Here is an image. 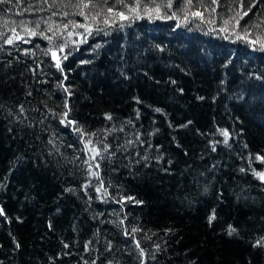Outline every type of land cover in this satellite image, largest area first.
Instances as JSON below:
<instances>
[{
    "label": "trees",
    "instance_id": "1",
    "mask_svg": "<svg viewBox=\"0 0 264 264\" xmlns=\"http://www.w3.org/2000/svg\"><path fill=\"white\" fill-rule=\"evenodd\" d=\"M76 2L0 3V264H264V0Z\"/></svg>",
    "mask_w": 264,
    "mask_h": 264
},
{
    "label": "snow or ice",
    "instance_id": "2",
    "mask_svg": "<svg viewBox=\"0 0 264 264\" xmlns=\"http://www.w3.org/2000/svg\"><path fill=\"white\" fill-rule=\"evenodd\" d=\"M5 2H8V0H0V3H5ZM15 2L18 4V3H19V0H15ZM44 2H47V0H44ZM54 2H55V0H54ZM190 2H191V0H189V3H190ZM216 2H217V0H213V3H216ZM75 6L81 9V11H80L78 14H79V15H84L83 9H86V8L89 7V2H85V0H78V3H77ZM92 6L94 7L95 5H92ZM157 11H158V9H157ZM213 11H215V9H213ZM108 12L111 13V12H112V9L109 8V9H108ZM99 14H100V13H96V15H99ZM116 15H121V14H120V13H116ZM194 15H199V13H194ZM237 15L239 16V14H237ZM244 15H247V13L245 12ZM242 18H243L242 16H239V19H236V26H237V27L240 26V25H239V20L242 19ZM93 19H95V16H93ZM69 23H72L73 26H75V27H86L85 25H77V24H75V22H72V21H70ZM105 23L107 24L108 21L105 20ZM225 23H228V22L225 21ZM67 26H68V25H65L64 27L67 28ZM258 26H259V25H257V27H258ZM38 27H39V23H37V28H38ZM13 31H14V30H13ZM26 31L28 32V35H30V36H36V35L38 34L36 31H30V30H27V29H26ZM48 31H52L51 27L48 29ZM223 31H228V29L225 28V29H223ZM245 34H247V33H245ZM2 35H3V33H0V36H2ZM39 35L44 36V34H43L42 32L39 33ZM54 35H56L55 32L53 33V36H54ZM68 35L71 36L72 33L69 32ZM14 38H15L16 40L21 39V37L19 36V34H15ZM44 38L47 39V40H49L50 42H51L52 39H53L52 36H44ZM6 42H7L8 44H12V43H13V38H8V39L6 40ZM23 42L27 43L28 41H23ZM57 47H58V50H59L61 53L64 51L63 46H57ZM261 50H264V44L261 45ZM51 55H52L53 59L57 61L55 66H56L58 69H60L61 65H60L59 59H58V57H57V53H56L55 51H53V52L51 53ZM63 58H64V59H67L66 56H64ZM65 91H68V89L65 88ZM64 107H65V108L68 107L67 103H65ZM21 110H22V109H21ZM62 116H63V118H62L61 121H60L61 124H65V123H67L68 125H73V124L76 123L74 120H71V119L68 118V117H69V112H68V111H65V112L62 114ZM106 118H107V119H111V116H107ZM75 131H76L77 133H80L81 136H82V138H83L84 135H86V133H82V132H81V129H80L79 127L75 128ZM224 134H225V136H227V133H224ZM93 135H95V134L93 133ZM50 142H51V141H50ZM90 144H92V141H91V139H88V140L85 142V150H88V151H91V152H92V155L89 157V160H94L97 156H100V152H98L94 147L91 148V149H89L88 146H89ZM108 147H109V146H108L107 144H104L103 151L107 152V151H108ZM85 163L87 164V163H89V161L86 160ZM91 167H92V165L89 164V175H91V176H97V175H98V172H92V171H91ZM96 167L98 168L99 165L97 164ZM257 175H259L260 178H261L262 180H264V174H259V173H258ZM101 188H103V185H101ZM101 188H98L97 191L99 192V191L101 190ZM105 194H107V193L105 192ZM0 214H3V211H2V210H0ZM214 218H215V217H214V214H213L212 216H210V217H209V223H211L212 220H213ZM137 230H138V229L133 228V229H132V232H135V231H137ZM234 231H235V229H234V228H231V226H230V233H229V234H231V233L234 232ZM258 243H261V241H258ZM65 247H67V245H65ZM85 247L87 248V245H86ZM137 247H139V244H137Z\"/></svg>",
    "mask_w": 264,
    "mask_h": 264
},
{
    "label": "bare ground",
    "instance_id": "3",
    "mask_svg": "<svg viewBox=\"0 0 264 264\" xmlns=\"http://www.w3.org/2000/svg\"><path fill=\"white\" fill-rule=\"evenodd\" d=\"M254 28L257 30L256 27H254ZM215 42H216V40H215ZM225 44H226V46H231L233 44V42H232L231 39H229V40L227 39V42ZM258 48H259L258 46H256V48L253 47V49H249V50H246L244 48V50H241V51H244V52H241L239 50L238 55L241 56L242 65L253 72L252 76L248 77L244 81V84H246V86L249 87V88L254 87V88H258L261 91H263L262 89L264 88V78H262V77L260 78L259 77L260 72L259 71H255L254 69H259V70L264 69V63L259 62L256 59L255 60H251L250 58H247V56H248L247 54H253V53L255 54L257 52ZM259 51H261V49H259ZM220 80L222 81L224 87H226L229 84V77L225 73H224V75L221 76ZM260 90H258V91H260ZM239 92L240 93H237L236 95H234V92L233 93L230 92L232 95L231 94H226V95H230L234 99H237V101L239 103L247 101V99H246L247 98V94H242L241 91H239ZM253 103H254V100H253Z\"/></svg>",
    "mask_w": 264,
    "mask_h": 264
},
{
    "label": "rangeland",
    "instance_id": "4",
    "mask_svg": "<svg viewBox=\"0 0 264 264\" xmlns=\"http://www.w3.org/2000/svg\"><path fill=\"white\" fill-rule=\"evenodd\" d=\"M72 1H74V0H72ZM76 3H75V5H76ZM92 5H94V4H89V7L86 8V11H87L86 14L89 15V16H91V14L94 15L95 13H98V12L101 11V10L97 9L96 5L94 7ZM116 13H118V12H116ZM116 13H113L112 14V16L114 18H116V19H122V18H125V16H126L124 13H120L121 15H116ZM196 13H199L200 14L201 11L199 9H196Z\"/></svg>",
    "mask_w": 264,
    "mask_h": 264
}]
</instances>
